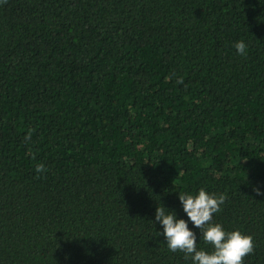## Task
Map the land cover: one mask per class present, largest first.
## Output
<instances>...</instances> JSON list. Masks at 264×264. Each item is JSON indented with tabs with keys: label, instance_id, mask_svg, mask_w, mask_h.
I'll use <instances>...</instances> for the list:
<instances>
[{
	"label": "trees",
	"instance_id": "trees-1",
	"mask_svg": "<svg viewBox=\"0 0 264 264\" xmlns=\"http://www.w3.org/2000/svg\"><path fill=\"white\" fill-rule=\"evenodd\" d=\"M201 188L264 264V0H0V264H192Z\"/></svg>",
	"mask_w": 264,
	"mask_h": 264
},
{
	"label": "clouds",
	"instance_id": "clouds-1",
	"mask_svg": "<svg viewBox=\"0 0 264 264\" xmlns=\"http://www.w3.org/2000/svg\"><path fill=\"white\" fill-rule=\"evenodd\" d=\"M3 2L6 3L7 0ZM234 47L241 56L247 54V46L243 40L237 41ZM177 83L182 84L183 79H179ZM25 140H31V132ZM35 158L33 156L34 160ZM36 172L46 173L47 168L43 163H38ZM254 190L257 195H264L258 188ZM178 198L188 221L199 229V239L202 236L205 244L212 247V251L199 248L198 237L189 229L188 221L177 219L174 211L162 205L156 208L155 221L163 227V232L159 235L164 236L171 252H183L186 259H191L192 264H244L245 257L254 253L252 236L244 235L239 230L226 232L222 225L212 222L214 214L222 211V205L228 199L227 193H209L201 188L197 195L182 193Z\"/></svg>",
	"mask_w": 264,
	"mask_h": 264
}]
</instances>
